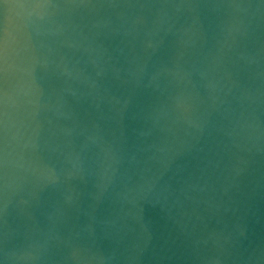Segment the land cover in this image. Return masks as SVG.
I'll return each mask as SVG.
<instances>
[{
	"label": "clouds",
	"instance_id": "clouds-1",
	"mask_svg": "<svg viewBox=\"0 0 264 264\" xmlns=\"http://www.w3.org/2000/svg\"><path fill=\"white\" fill-rule=\"evenodd\" d=\"M0 11V264H264V0Z\"/></svg>",
	"mask_w": 264,
	"mask_h": 264
},
{
	"label": "water",
	"instance_id": "water-1",
	"mask_svg": "<svg viewBox=\"0 0 264 264\" xmlns=\"http://www.w3.org/2000/svg\"><path fill=\"white\" fill-rule=\"evenodd\" d=\"M0 20H2V11H0Z\"/></svg>",
	"mask_w": 264,
	"mask_h": 264
}]
</instances>
